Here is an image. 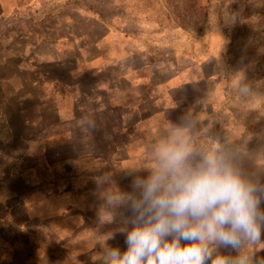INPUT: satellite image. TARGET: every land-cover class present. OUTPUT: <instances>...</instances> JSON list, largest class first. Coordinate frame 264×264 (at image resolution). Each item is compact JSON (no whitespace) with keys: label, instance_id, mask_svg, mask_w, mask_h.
<instances>
[{"label":"rangeland","instance_id":"374dc122","mask_svg":"<svg viewBox=\"0 0 264 264\" xmlns=\"http://www.w3.org/2000/svg\"><path fill=\"white\" fill-rule=\"evenodd\" d=\"M17 2L0 18V129L16 137L0 136V264L125 250L129 213L110 201L177 130L197 158L228 150L264 185V0ZM29 98L39 134L19 138L12 109ZM210 248L254 264L264 234Z\"/></svg>","mask_w":264,"mask_h":264},{"label":"clouds","instance_id":"9594fccd","mask_svg":"<svg viewBox=\"0 0 264 264\" xmlns=\"http://www.w3.org/2000/svg\"><path fill=\"white\" fill-rule=\"evenodd\" d=\"M110 203L127 207L126 249L106 247L104 264H252L247 256L214 258L210 245L238 251L264 234V185L228 150L197 158L179 130L147 174L130 177L129 193Z\"/></svg>","mask_w":264,"mask_h":264},{"label":"crops","instance_id":"0c3cea01","mask_svg":"<svg viewBox=\"0 0 264 264\" xmlns=\"http://www.w3.org/2000/svg\"><path fill=\"white\" fill-rule=\"evenodd\" d=\"M13 1V3H11ZM18 0H0V18L9 14L15 10H19L22 7L21 3L17 2ZM24 5V4H23ZM24 98V97H23ZM18 100H16L17 102ZM32 98H29L27 101L17 102V106L12 109L13 114H17V121L19 122V126L21 128V132L17 135L19 138L28 137L35 138L39 132H33L34 128L38 129V123H40V118L38 116V110L40 112L41 106ZM19 104V105H18ZM42 105V104H41ZM4 113V111L2 112ZM4 126V125H3ZM6 128L10 129L8 126L3 127V130L0 129V136L6 138L7 135H11L12 138H16L14 133H10L4 131ZM42 126L40 127V130ZM39 130V129H38ZM43 136V134H42ZM8 142V141H6Z\"/></svg>","mask_w":264,"mask_h":264}]
</instances>
